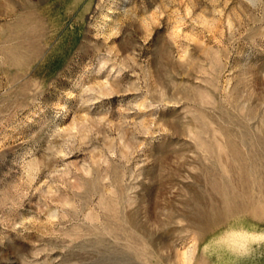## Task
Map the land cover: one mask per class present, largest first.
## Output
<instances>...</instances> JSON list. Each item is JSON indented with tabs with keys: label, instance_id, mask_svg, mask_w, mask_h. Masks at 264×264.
Instances as JSON below:
<instances>
[{
	"label": "rangeland",
	"instance_id": "374dc122",
	"mask_svg": "<svg viewBox=\"0 0 264 264\" xmlns=\"http://www.w3.org/2000/svg\"><path fill=\"white\" fill-rule=\"evenodd\" d=\"M0 264H264V0H0Z\"/></svg>",
	"mask_w": 264,
	"mask_h": 264
},
{
	"label": "bare ground",
	"instance_id": "6f19581e",
	"mask_svg": "<svg viewBox=\"0 0 264 264\" xmlns=\"http://www.w3.org/2000/svg\"><path fill=\"white\" fill-rule=\"evenodd\" d=\"M246 208H247V204L241 203V204H238V206H236L235 209L228 210L226 213H231V212H234L235 210L236 211L237 210H240V211L244 210L245 211ZM237 236H239L238 238H241V239L238 240L239 241L238 243H241L242 244V248L246 249V250H247V248L249 246L252 245V243H254V241H257V240L262 238V236H259V235L258 236L257 235L256 236H252V235L243 236L241 234V232H240V234H237ZM248 236H250V237H248ZM257 243H259V242L257 241Z\"/></svg>",
	"mask_w": 264,
	"mask_h": 264
}]
</instances>
